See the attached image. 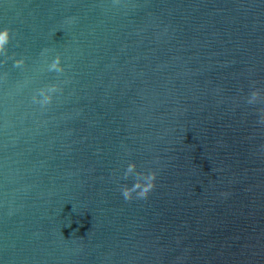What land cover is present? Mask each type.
Masks as SVG:
<instances>
[{
  "label": "water",
  "instance_id": "obj_1",
  "mask_svg": "<svg viewBox=\"0 0 264 264\" xmlns=\"http://www.w3.org/2000/svg\"><path fill=\"white\" fill-rule=\"evenodd\" d=\"M0 264H264V0H0Z\"/></svg>",
  "mask_w": 264,
  "mask_h": 264
},
{
  "label": "clouds",
  "instance_id": "obj_2",
  "mask_svg": "<svg viewBox=\"0 0 264 264\" xmlns=\"http://www.w3.org/2000/svg\"><path fill=\"white\" fill-rule=\"evenodd\" d=\"M7 35H8V33H7L6 30H5V32L0 33V48L3 47V44H4V42H5L6 38H7Z\"/></svg>",
  "mask_w": 264,
  "mask_h": 264
}]
</instances>
